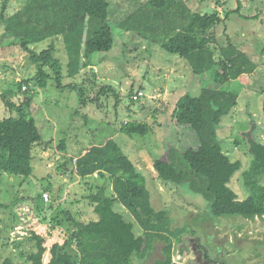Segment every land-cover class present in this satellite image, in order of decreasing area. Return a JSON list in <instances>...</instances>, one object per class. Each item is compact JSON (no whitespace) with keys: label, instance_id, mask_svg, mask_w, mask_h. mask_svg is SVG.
Wrapping results in <instances>:
<instances>
[{"label":"trees","instance_id":"16d2710c","mask_svg":"<svg viewBox=\"0 0 264 264\" xmlns=\"http://www.w3.org/2000/svg\"><path fill=\"white\" fill-rule=\"evenodd\" d=\"M2 1L0 20L6 36L17 41L16 46L36 68L31 81L41 89L55 80L59 89L74 90L78 85H64V79H75L86 69L102 64L114 47L109 0H28L13 13H9L10 0ZM241 8L229 11L223 19L217 12H195L185 0H147L129 11L119 26L184 59L195 76L211 75L209 85L202 87L198 96L186 92L170 113L165 126L166 148L153 164L158 180L165 186L183 187L185 193L202 195L214 218L240 216L251 222L264 220V127L249 106L248 129L240 133L252 155L246 170L241 160L231 159L220 136L224 118L237 108L240 98L238 92L223 87L230 82L247 84L259 68L231 41L218 46L216 30L220 25L234 14L248 19ZM59 42L67 55L66 71L57 57ZM261 53L264 56V48ZM99 54L106 55L98 59ZM31 81L18 84L19 102L2 95L8 110L17 115L0 116L1 174L31 177L37 149L44 144L34 116L37 107ZM107 91L118 97L114 87L106 86L97 99ZM152 130L150 123L130 121L121 133L145 138ZM65 143L61 142V150H66ZM238 173H242L245 199L231 187ZM96 175L106 183L89 187L85 198L95 219L85 222L68 210L61 211L46 235L33 233L30 240L35 248L21 253L26 258L23 264H147L151 259L152 264H182L175 260L176 247L182 245V237L189 230L173 228L171 212L153 207L146 177L114 139L92 146L76 159L77 178ZM7 208L0 201V233L1 214ZM57 228L65 232L62 241L50 243ZM21 244L16 241L17 249ZM158 245L161 258L153 259ZM0 264H16V260L0 258Z\"/></svg>","mask_w":264,"mask_h":264},{"label":"rangeland","instance_id":"374dc122","mask_svg":"<svg viewBox=\"0 0 264 264\" xmlns=\"http://www.w3.org/2000/svg\"><path fill=\"white\" fill-rule=\"evenodd\" d=\"M109 1L114 47L102 64L86 69L75 79H64V85H78L74 90L59 89L55 80H50L45 89L31 81L36 76V68L16 46L17 41L6 36L0 20V116L17 115L8 110L2 95L19 102L22 97L18 94V84L31 81L30 91L37 107L34 116L44 140L37 149L31 177L0 173V201L8 206L1 214L0 258L12 257L16 264H23L26 258L21 253L35 248V242L30 240L33 233L46 235L61 211L68 210L85 222L95 219L93 208L85 199L89 195L87 189L106 181L97 175L77 178L76 159L92 146L114 139L146 177L153 207L171 212L173 228L189 230L182 237V245L176 247V261L182 264H212L210 261L264 264V220L248 222L240 216L214 218L202 195L185 193L187 189L183 187L165 186L153 168L155 158L165 151L168 136L165 126L177 101L186 92L198 96L202 87L209 85L211 75L195 76L184 59L120 28L123 17L147 0ZM185 1L195 12H217L223 19L241 5V14L248 17L234 14L216 30L218 46H226L231 41L259 65L250 76V85L230 82L223 87L238 92L240 98L237 108L224 118L220 136L231 159L241 160L246 170L251 165L252 155L240 133L248 129L249 106L264 127V56L261 53L264 48V0ZM27 2L10 0L9 13ZM3 5L4 1L0 0V14ZM46 46L47 43L39 50ZM58 46L57 57L66 71L67 55L61 42ZM106 86L114 87L118 97L107 91L97 99ZM140 93L143 94L141 98L134 100ZM155 118L157 122L154 123ZM130 121L150 123L152 133L145 138L122 134L121 128ZM63 140L66 150L60 149ZM241 174L234 177L231 187L240 199H245L247 193ZM50 186H54V190H48ZM44 193H49L48 201ZM120 210L126 214L123 208ZM64 234L63 229L57 228L50 243L62 241ZM16 241L22 242L18 249ZM160 250L161 245H158L153 259L161 258ZM152 262L151 259L147 264Z\"/></svg>","mask_w":264,"mask_h":264},{"label":"built area","instance_id":"2783aa9c","mask_svg":"<svg viewBox=\"0 0 264 264\" xmlns=\"http://www.w3.org/2000/svg\"><path fill=\"white\" fill-rule=\"evenodd\" d=\"M142 95H143L142 93L136 95V97H135L134 100H138V99H140ZM44 196H45V198H46L45 200L48 201V200H49L48 194H44Z\"/></svg>","mask_w":264,"mask_h":264},{"label":"crops","instance_id":"0c3cea01","mask_svg":"<svg viewBox=\"0 0 264 264\" xmlns=\"http://www.w3.org/2000/svg\"><path fill=\"white\" fill-rule=\"evenodd\" d=\"M257 70H258V69H257ZM254 74H255V73H254ZM251 77H252V76H251ZM251 77H250V78H251ZM251 83H252V82H249V83H247V84H249V85H250ZM246 195H247V194H246Z\"/></svg>","mask_w":264,"mask_h":264}]
</instances>
